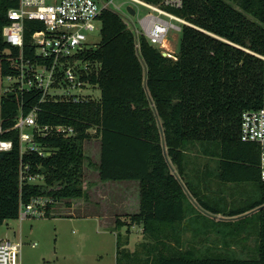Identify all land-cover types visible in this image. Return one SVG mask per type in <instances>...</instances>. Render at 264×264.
I'll return each mask as SVG.
<instances>
[{
    "label": "trees",
    "instance_id": "16d2710c",
    "mask_svg": "<svg viewBox=\"0 0 264 264\" xmlns=\"http://www.w3.org/2000/svg\"><path fill=\"white\" fill-rule=\"evenodd\" d=\"M144 1L162 5L163 0ZM18 6L19 0H0V120L5 129L14 127L23 101L25 114L40 101L37 92H4L5 77L16 74L10 57L18 51L5 42L3 28L10 23L8 11ZM168 9L188 23L182 25L176 59L165 57L144 36L137 47L121 15L102 13L101 41L82 54L100 63L97 75H91L99 101L40 105L41 125L74 127L76 133L40 139L50 155L24 158L33 173L44 176V184H21L19 133L3 135L14 148L0 157V226L19 219L21 205L35 197L66 200L67 207L72 200L88 199L83 143L96 138L100 180L140 182V210L129 220L143 227L146 240L131 250V231L125 240L119 234L116 264H264V207L247 215L264 206L260 151L240 138L243 112L263 105L264 62L257 55H264V0H184L182 8ZM26 26L28 45L40 24ZM200 154L217 165L200 164ZM238 184L251 188L247 199L239 197L240 206L206 199V194L209 200L220 195L216 185ZM219 215L224 219L215 220ZM124 226L118 219L117 227ZM183 226L193 236L204 235L202 244L212 232L221 242L197 249L181 235ZM250 239L255 242L251 249L246 247Z\"/></svg>",
    "mask_w": 264,
    "mask_h": 264
},
{
    "label": "built area",
    "instance_id": "2783aa9c",
    "mask_svg": "<svg viewBox=\"0 0 264 264\" xmlns=\"http://www.w3.org/2000/svg\"><path fill=\"white\" fill-rule=\"evenodd\" d=\"M184 0H163L157 6L144 0H19L17 8L8 11L10 21L3 28L5 42L18 52L10 57L15 68L14 75L4 79V92L26 93L37 92L39 104L25 114L23 104L18 119L11 129H5L0 120V153L13 150L12 139L3 138L13 130L19 133L20 182L44 184L41 174L32 172L25 157L38 154L41 157L50 155L51 149L42 146L40 139L53 136H75L74 127L65 125H41L39 123L40 105L47 102L67 103L74 105L89 104L99 101L94 93L98 88L91 82V75H97L100 63L83 59L82 54L95 46L89 45V35L95 31L101 33L100 17L105 10H112L127 22L137 39L140 36L157 48H165L167 37L171 31H180L182 27L173 23L188 24L184 19L169 11L168 8H182ZM140 6L150 12L139 18L136 25L130 18L137 16ZM135 10L132 15L128 8ZM27 22L39 23L32 32L29 44L26 43ZM165 53V52H164ZM176 59L175 55L166 53ZM264 62V55H257ZM264 87V71H263ZM242 142L259 146L260 178L264 181V95L263 105L256 110L243 112L240 125ZM61 200L51 196L33 198L22 204L19 219L45 218L51 211L50 205ZM21 244L13 239L0 240V264H20L17 261Z\"/></svg>",
    "mask_w": 264,
    "mask_h": 264
},
{
    "label": "rangeland",
    "instance_id": "374dc122",
    "mask_svg": "<svg viewBox=\"0 0 264 264\" xmlns=\"http://www.w3.org/2000/svg\"><path fill=\"white\" fill-rule=\"evenodd\" d=\"M137 11L139 15L131 17L130 22L139 28V18L150 12V10L144 6H140ZM173 23L182 27V23L176 21H173ZM181 36V30L171 31L166 41V44L168 42L169 46L165 44L164 49H159L162 50L163 53L168 52L171 53V55H176L180 48ZM100 41L101 33L99 31H95L89 35L90 46H95ZM94 96L96 99L100 97L99 89L95 91ZM83 145L87 159L83 168L82 182L83 186H86L85 190L87 193L89 190L92 193L96 191V194L92 198H95L98 206L91 205L90 209H87V205L85 204L86 206L83 205L85 206L84 209L80 206L78 209V205H76L77 209L71 210V208L66 207L69 201L61 200L54 205L52 209L54 212L48 217L6 221L0 226V240L9 238L21 244V251L17 257V261H19L20 264H116L117 243L120 232L113 228H118L115 219H119V217H123V219L126 218L116 213L119 205L115 206L114 204L118 202V192L116 196L113 197L114 200L116 198L113 204L108 202L107 205L99 201V198H101L99 194L102 193V191H100L101 187L92 188V186L98 182L96 167L100 161L99 141L93 138L92 140L85 141ZM195 153L197 154L196 150H192V154ZM200 156L202 155L200 154ZM200 158V164H207L209 166L217 165L216 159H210L204 156ZM229 186L230 187H223L221 185H216L220 195L217 194L218 197L215 198L208 195L209 198H211V200H209L206 194V199L212 203L217 202L220 205L228 203L229 205L234 204L235 206H240L244 204V201L240 200L239 197L242 196V198L247 199L251 195V188L248 187L247 184ZM224 191H227L226 197L223 196ZM87 201L88 199L81 198L76 199L74 203L79 202L80 204L86 203ZM103 208L108 212V218L105 219L106 222L96 215L98 212L103 213ZM221 219L224 218L219 215L215 220ZM122 221L127 223V220ZM107 223L110 225L107 226ZM113 225H115V227ZM186 232V230H183L181 235L184 236L183 238L186 239V241L192 242L191 246L197 249L200 247L202 248V245L211 246L213 243L219 242L220 244L221 242L219 241L220 239L216 238L215 232H212L208 236V242L205 244H202L204 235L193 236L194 231L192 230ZM120 235H122L124 240L129 236L127 231L123 232V230ZM137 235L136 233H130L129 248L131 250L136 249L138 243L146 240V237ZM254 245L255 242L253 239H250L246 243V247L248 246L250 249L253 248ZM237 250L241 251L238 247ZM241 254L244 255L242 252Z\"/></svg>",
    "mask_w": 264,
    "mask_h": 264
},
{
    "label": "crops",
    "instance_id": "0c3cea01",
    "mask_svg": "<svg viewBox=\"0 0 264 264\" xmlns=\"http://www.w3.org/2000/svg\"><path fill=\"white\" fill-rule=\"evenodd\" d=\"M166 45L169 46V43L167 42ZM99 150H100V142H99ZM99 159H100V151H99ZM85 187H84V189H86ZM98 187H101L100 191H102V193L99 194V196L101 195L100 196L101 198H99V201L101 203L108 205V202H111L113 204V202L116 200V198L114 200L113 197L116 196L117 192L119 194L118 195V202L115 203L114 205L115 206L119 205V207H117L118 212L116 211V213L120 216L123 215L126 218V219H123V217H119V220H127V226H124L122 228H116L115 225H113L115 227L113 229L116 231H119L120 234L122 233V230H123V232L130 230L132 234L136 233V234H138L137 236L142 237L143 236V227L141 225H138V224H131L130 220H129L130 215H135V214L139 213V210H140V197H139V195H140V182L139 181H122V182L108 181V182H103L100 180L99 175H98V182L95 183L92 186V188L95 189ZM88 193H89L88 194L89 196H88V201L86 203H80V204H79V202L74 203L75 200H72L70 202L71 207H68V208H71V210H74L80 206V207H83V209H84L85 206L87 205V209H90L91 205H94V206L97 205L98 206V204H96L97 202H96L95 198H92L96 194V191H93V193H92L89 190ZM76 205H78L77 208H76ZM83 205H85V206H83ZM66 207H67V205H66ZM102 210L104 211L103 213L98 212L96 215H98L99 218H102L103 220H105L108 218V215H107L108 212L105 208H103ZM53 212H54V210L51 211L50 215H52ZM100 214H102V215H100ZM117 220L118 219H115L116 222H117ZM105 222H106V220H105ZM109 225L110 224L107 223V226H109ZM183 228H184V226L182 227V229Z\"/></svg>",
    "mask_w": 264,
    "mask_h": 264
},
{
    "label": "water",
    "instance_id": "95a60500",
    "mask_svg": "<svg viewBox=\"0 0 264 264\" xmlns=\"http://www.w3.org/2000/svg\"><path fill=\"white\" fill-rule=\"evenodd\" d=\"M128 11H129L132 15H135V14H136V13H135V10H134L132 7H129V8H128ZM163 55H164L165 57L167 56L166 53H163ZM0 157H3V153L0 154ZM263 207H264V206H262V207H260V208H258V209H256V210H254V211L248 213L247 215H250V214H252V213L258 211V210L262 209ZM247 215H245V216H247Z\"/></svg>",
    "mask_w": 264,
    "mask_h": 264
}]
</instances>
